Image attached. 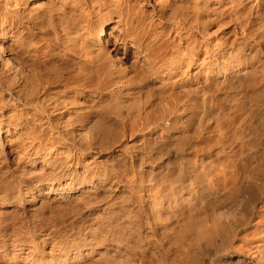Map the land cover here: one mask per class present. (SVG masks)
<instances>
[{
	"label": "bare ground",
	"instance_id": "bare-ground-1",
	"mask_svg": "<svg viewBox=\"0 0 264 264\" xmlns=\"http://www.w3.org/2000/svg\"><path fill=\"white\" fill-rule=\"evenodd\" d=\"M0 264H264V0H0Z\"/></svg>",
	"mask_w": 264,
	"mask_h": 264
}]
</instances>
